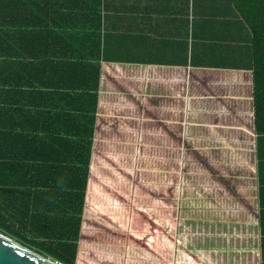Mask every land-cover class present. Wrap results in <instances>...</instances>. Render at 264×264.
<instances>
[{"label": "crops", "instance_id": "0c3cea01", "mask_svg": "<svg viewBox=\"0 0 264 264\" xmlns=\"http://www.w3.org/2000/svg\"><path fill=\"white\" fill-rule=\"evenodd\" d=\"M28 1L10 3V14L29 15ZM39 12L47 32L78 33L99 17L98 103L88 110L93 142L120 146L103 153L118 192H89L82 214L78 203L70 214L49 211L68 208L60 203H36L41 219L32 217L33 203L0 200V218L29 239L35 228L72 237L77 258L94 264H264V136L255 126L252 35L233 0H40ZM17 25L26 30L24 21ZM64 51L71 50L51 41L0 46V67L13 68L0 73V82H8L0 86V126L32 132L41 121H21L14 110L63 111L64 78L49 72ZM5 163L0 186L13 179ZM127 203L148 210L140 218L157 225L149 235Z\"/></svg>", "mask_w": 264, "mask_h": 264}, {"label": "trees", "instance_id": "16d2710c", "mask_svg": "<svg viewBox=\"0 0 264 264\" xmlns=\"http://www.w3.org/2000/svg\"><path fill=\"white\" fill-rule=\"evenodd\" d=\"M10 3L17 2L0 0V46L16 41H51L64 43L71 51H68V54L64 51V55H61L64 61L56 65L52 72H49L45 65L41 66L43 70L52 74L60 73L64 78L62 86L65 94L59 99L63 105V111L25 113L20 109L14 110L13 115L22 119L21 121L32 118V122L41 121V126L30 125L32 132L25 130L22 125L8 127V129L4 125L0 126V162H7L5 164L13 173L12 181L0 186L3 188V190L0 188V200L3 203H26L27 206L28 203H33L36 214H32V217L35 219L45 217L41 215L42 211L38 210L36 203H60L68 208L49 211L64 214H70L71 203H78L79 212L82 214L85 203H88L89 192L101 194L118 192L113 190L108 182L111 175L105 172V159L102 162L99 158L95 159V165L91 168L94 152L101 158L104 151L120 150L119 145H101L93 142L95 120L88 109L92 105L94 108L98 103V97L94 93L99 90L101 74L99 17L95 15L91 18L94 21L92 28H82L78 33L47 32L42 30L46 25L40 23V0L26 2L29 5V15L27 13L23 15L21 12L10 14L8 9ZM233 4L252 35L255 126L258 136L262 137L264 136V0H233ZM87 16L90 18L89 14ZM21 21L25 23V31L17 30L19 28L17 23ZM8 71H13V68L0 67L1 74H6ZM31 71L39 74L40 67L33 66ZM7 84L8 82H0V86H7ZM90 91L93 94H90ZM21 104L19 103L18 106ZM7 137L10 140L9 145L3 143ZM5 152L9 153L6 156L8 159L4 157ZM108 162L111 163V160L109 159ZM0 167L3 166L0 165ZM26 174L29 175L26 176ZM23 175L28 180L26 185L22 181ZM114 178L118 177L114 176ZM124 194L135 196L137 193L125 190ZM137 205L139 203H128L129 213L134 215L140 212L143 216L149 213L146 208L137 210ZM145 205L149 206L150 203ZM9 208L10 212L16 213L12 215V219L20 218L21 228L22 225L28 228L30 224L25 225L28 224L25 223L26 217L22 216V213L18 214L13 208ZM5 219L4 216L0 218V232L12 239H18L19 241L16 242L24 247L32 251L36 248V253L63 264H94L90 259L77 258L78 246L76 241L71 239L72 237L51 236L35 228L30 233L34 239H29L27 235L29 233L7 225ZM54 219L48 220L51 222ZM134 219L136 218L133 217V222ZM141 222L145 232H150L157 226L151 217L142 219ZM128 226L132 228L134 225ZM172 232L173 229L169 231V235ZM96 264H103V261Z\"/></svg>", "mask_w": 264, "mask_h": 264}, {"label": "water", "instance_id": "95a60500", "mask_svg": "<svg viewBox=\"0 0 264 264\" xmlns=\"http://www.w3.org/2000/svg\"><path fill=\"white\" fill-rule=\"evenodd\" d=\"M0 264H63L44 257L0 232Z\"/></svg>", "mask_w": 264, "mask_h": 264}, {"label": "rangeland", "instance_id": "374dc122", "mask_svg": "<svg viewBox=\"0 0 264 264\" xmlns=\"http://www.w3.org/2000/svg\"><path fill=\"white\" fill-rule=\"evenodd\" d=\"M99 144H101V145H107V144H105V143H99ZM104 153V152H103ZM102 160H104V157L103 156H101V158H99V161H101L102 162ZM99 165H101V164H99ZM109 194V193H108ZM128 204V203H127ZM130 209V208H129ZM103 212H101V214H102ZM137 213H139V214H141L140 212H137ZM139 214H136V213H134V215L136 216V218H137V221H139V222H141V215H139ZM129 215H130V213H129ZM138 215V216H137ZM160 225V224H159ZM162 226H164L163 224H161ZM159 228H160V230H158L159 232H160V236H165V231L164 230H162L161 229V226H159ZM180 228H181V225L179 224L178 225V227H177V229H176V249L177 250H181L180 248H182V245H181V240L178 238V235H179V231H180ZM144 233H145V235H149L150 233H151V231L150 232H145L144 231ZM162 239V238H161ZM160 239V242L159 243H161L162 242V240ZM13 240H15V241H19L18 239H13ZM165 240H166V237H165ZM146 245H150V243L148 244L147 243V241H145L144 242ZM102 244H104L103 242H102ZM179 246H181V247H179ZM191 247V246H190ZM103 248V247H102ZM193 249V248H192ZM197 249V248H196ZM33 250L36 252V248H33ZM194 251H196V250H194ZM176 256H177V259H178V255L176 254ZM52 260V259H51Z\"/></svg>", "mask_w": 264, "mask_h": 264}]
</instances>
